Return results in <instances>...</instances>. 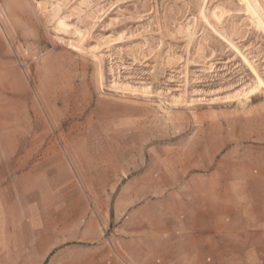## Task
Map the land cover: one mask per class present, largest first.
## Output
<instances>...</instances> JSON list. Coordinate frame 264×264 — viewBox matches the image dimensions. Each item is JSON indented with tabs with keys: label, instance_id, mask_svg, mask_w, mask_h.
Segmentation results:
<instances>
[{
	"label": "rangeland",
	"instance_id": "1",
	"mask_svg": "<svg viewBox=\"0 0 264 264\" xmlns=\"http://www.w3.org/2000/svg\"><path fill=\"white\" fill-rule=\"evenodd\" d=\"M223 185L264 192V0H0V264H47L112 204L105 240L140 201ZM192 235L155 250L236 264Z\"/></svg>",
	"mask_w": 264,
	"mask_h": 264
},
{
	"label": "crops",
	"instance_id": "2",
	"mask_svg": "<svg viewBox=\"0 0 264 264\" xmlns=\"http://www.w3.org/2000/svg\"><path fill=\"white\" fill-rule=\"evenodd\" d=\"M192 182L200 180L192 178ZM204 183L207 185L209 180L206 179ZM135 190L130 196L132 204L146 194L160 193L153 191L151 186ZM263 195L262 191L223 185L216 191L212 188L202 193L192 190L191 196L187 192H180L162 200L140 201L126 209L119 232L126 237L117 236L118 232L115 231L105 240L102 238V229L122 217V210L112 204L107 211L96 212L94 217H88L82 226V243L77 247L53 253L56 244L53 245V238L47 239V243H51L47 264H62L61 259L64 258H69L67 264H169L172 260L159 255L155 247L156 242L161 240L160 235H172L175 232H179V236L185 240L189 235L200 234L201 240L196 235H192L189 240H194L196 246L205 244L204 250L208 253L219 252L221 257L234 259L236 264L252 263V258H257L262 264ZM172 200L179 205L171 207ZM182 239L181 243L185 241ZM118 244L122 246L123 252H117ZM182 247L187 248L188 245L182 244Z\"/></svg>",
	"mask_w": 264,
	"mask_h": 264
}]
</instances>
